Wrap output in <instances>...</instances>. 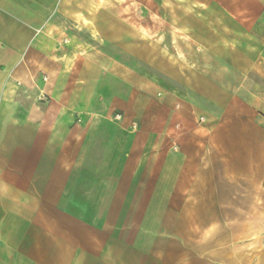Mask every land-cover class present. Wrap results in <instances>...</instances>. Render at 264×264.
<instances>
[{
    "label": "crops",
    "instance_id": "0c3cea01",
    "mask_svg": "<svg viewBox=\"0 0 264 264\" xmlns=\"http://www.w3.org/2000/svg\"><path fill=\"white\" fill-rule=\"evenodd\" d=\"M125 1L0 0V264H264L263 127L145 57ZM173 1L264 29V0Z\"/></svg>",
    "mask_w": 264,
    "mask_h": 264
},
{
    "label": "rangeland",
    "instance_id": "374dc122",
    "mask_svg": "<svg viewBox=\"0 0 264 264\" xmlns=\"http://www.w3.org/2000/svg\"><path fill=\"white\" fill-rule=\"evenodd\" d=\"M246 4L250 10L264 12V1ZM121 5V17L140 37L145 57L167 59L175 66L179 63L217 77L220 85L240 95L235 99L241 102L240 108L253 111L264 137V66L256 63L262 56L264 38L259 22L251 34L245 29L235 33V27L230 33L231 22L219 16L216 4L208 7L188 1L126 0ZM142 29L149 36L141 34Z\"/></svg>",
    "mask_w": 264,
    "mask_h": 264
},
{
    "label": "clouds",
    "instance_id": "9594fccd",
    "mask_svg": "<svg viewBox=\"0 0 264 264\" xmlns=\"http://www.w3.org/2000/svg\"><path fill=\"white\" fill-rule=\"evenodd\" d=\"M213 230V227L209 226L207 229H205V236H210Z\"/></svg>",
    "mask_w": 264,
    "mask_h": 264
},
{
    "label": "built area",
    "instance_id": "2783aa9c",
    "mask_svg": "<svg viewBox=\"0 0 264 264\" xmlns=\"http://www.w3.org/2000/svg\"><path fill=\"white\" fill-rule=\"evenodd\" d=\"M115 120H116V121H120V120H121V116H120V115H116V116H115ZM201 121H203V119H201Z\"/></svg>",
    "mask_w": 264,
    "mask_h": 264
}]
</instances>
